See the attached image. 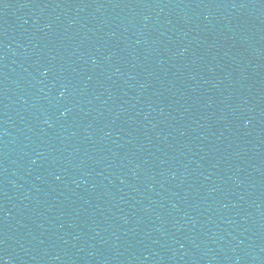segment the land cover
Instances as JSON below:
<instances>
[{
  "label": "water",
  "instance_id": "95a60500",
  "mask_svg": "<svg viewBox=\"0 0 264 264\" xmlns=\"http://www.w3.org/2000/svg\"><path fill=\"white\" fill-rule=\"evenodd\" d=\"M0 264H264V0H0Z\"/></svg>",
  "mask_w": 264,
  "mask_h": 264
}]
</instances>
